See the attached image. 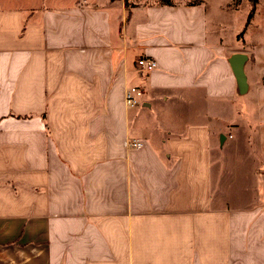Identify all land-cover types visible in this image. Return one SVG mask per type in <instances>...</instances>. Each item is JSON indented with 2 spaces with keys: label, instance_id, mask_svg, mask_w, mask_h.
<instances>
[{
  "label": "crops",
  "instance_id": "obj_1",
  "mask_svg": "<svg viewBox=\"0 0 264 264\" xmlns=\"http://www.w3.org/2000/svg\"><path fill=\"white\" fill-rule=\"evenodd\" d=\"M129 1L0 0V264H264L257 9Z\"/></svg>",
  "mask_w": 264,
  "mask_h": 264
},
{
  "label": "rangeland",
  "instance_id": "obj_2",
  "mask_svg": "<svg viewBox=\"0 0 264 264\" xmlns=\"http://www.w3.org/2000/svg\"><path fill=\"white\" fill-rule=\"evenodd\" d=\"M235 2V17H236V27L240 25V31H243V28L245 26L246 20L251 10V2L249 0H234ZM256 20L257 24H259L264 29V0H259L257 5V12H256ZM248 97L241 98V106L246 105V101ZM233 137V136H232ZM232 141H241L240 135H236Z\"/></svg>",
  "mask_w": 264,
  "mask_h": 264
},
{
  "label": "built area",
  "instance_id": "obj_3",
  "mask_svg": "<svg viewBox=\"0 0 264 264\" xmlns=\"http://www.w3.org/2000/svg\"><path fill=\"white\" fill-rule=\"evenodd\" d=\"M138 65L143 71H152L157 67V61L153 58L142 56L138 60ZM143 89L138 86L129 87L125 93V102L128 106H135L140 103L143 96ZM131 147H141L143 142L140 140L130 141Z\"/></svg>",
  "mask_w": 264,
  "mask_h": 264
},
{
  "label": "water",
  "instance_id": "obj_4",
  "mask_svg": "<svg viewBox=\"0 0 264 264\" xmlns=\"http://www.w3.org/2000/svg\"><path fill=\"white\" fill-rule=\"evenodd\" d=\"M248 56L246 53H234L231 55L229 61L233 67L234 73L237 77L239 89L241 94H245L248 88V79L245 72V65Z\"/></svg>",
  "mask_w": 264,
  "mask_h": 264
},
{
  "label": "trees",
  "instance_id": "obj_5",
  "mask_svg": "<svg viewBox=\"0 0 264 264\" xmlns=\"http://www.w3.org/2000/svg\"><path fill=\"white\" fill-rule=\"evenodd\" d=\"M166 2H171L170 0H165ZM249 2H251V10H250V12H249V14H248V19H247V22H246V24H245V26H244V28H243V31H244V29H245V27L249 24V22L251 21V19L253 18V16H254V14H255V12H256V9H257V5H258V0H249ZM126 5H127V10L129 11V13H130V8H131V3H130V1L129 0H126ZM242 31V33L239 35V39H241L242 37H243V34H244V32Z\"/></svg>",
  "mask_w": 264,
  "mask_h": 264
}]
</instances>
